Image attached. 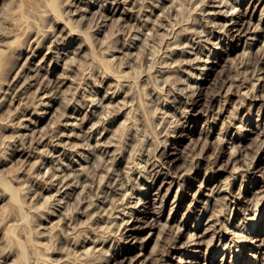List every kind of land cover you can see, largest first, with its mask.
I'll return each instance as SVG.
<instances>
[{
  "label": "rangeland",
  "instance_id": "1",
  "mask_svg": "<svg viewBox=\"0 0 264 264\" xmlns=\"http://www.w3.org/2000/svg\"><path fill=\"white\" fill-rule=\"evenodd\" d=\"M263 219L264 0H0V264H264Z\"/></svg>",
  "mask_w": 264,
  "mask_h": 264
},
{
  "label": "bare ground",
  "instance_id": "2",
  "mask_svg": "<svg viewBox=\"0 0 264 264\" xmlns=\"http://www.w3.org/2000/svg\"><path fill=\"white\" fill-rule=\"evenodd\" d=\"M206 69H207V67L205 66L204 69H203V71L206 70ZM118 85L120 86V83H119ZM97 168H98V167H97ZM98 169H99V168H98ZM228 185H229V184H228ZM115 192H116V191H115ZM111 193H112V192H111ZM225 198H226V197H225ZM228 200H229V199H228ZM138 201H139V200L137 199V201H135V203L138 202ZM253 217H254V216H253ZM254 218H255V217H254ZM263 220H264V219H263ZM251 226H252V225H251ZM239 237H240V236H239ZM235 250H236V249H235ZM235 261H236V260H235Z\"/></svg>",
  "mask_w": 264,
  "mask_h": 264
}]
</instances>
